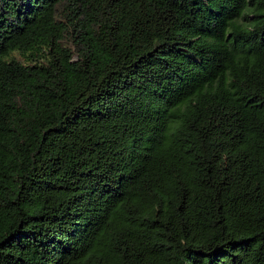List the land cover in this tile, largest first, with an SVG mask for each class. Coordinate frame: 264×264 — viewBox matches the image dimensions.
Here are the masks:
<instances>
[{
    "label": "trees",
    "instance_id": "16d2710c",
    "mask_svg": "<svg viewBox=\"0 0 264 264\" xmlns=\"http://www.w3.org/2000/svg\"><path fill=\"white\" fill-rule=\"evenodd\" d=\"M0 264H264V0H0Z\"/></svg>",
    "mask_w": 264,
    "mask_h": 264
}]
</instances>
